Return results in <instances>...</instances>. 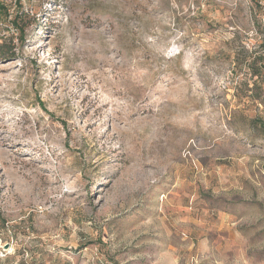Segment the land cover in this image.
Wrapping results in <instances>:
<instances>
[{
    "label": "rangeland",
    "instance_id": "374dc122",
    "mask_svg": "<svg viewBox=\"0 0 264 264\" xmlns=\"http://www.w3.org/2000/svg\"><path fill=\"white\" fill-rule=\"evenodd\" d=\"M21 3L0 0V264H264L258 0Z\"/></svg>",
    "mask_w": 264,
    "mask_h": 264
},
{
    "label": "trees",
    "instance_id": "16d2710c",
    "mask_svg": "<svg viewBox=\"0 0 264 264\" xmlns=\"http://www.w3.org/2000/svg\"><path fill=\"white\" fill-rule=\"evenodd\" d=\"M258 2H259V0H258ZM15 3H16V5H19L20 7L22 6L21 0H15ZM259 6H260V4H259ZM260 14H261V6H260ZM16 17H17V13L14 15V18L11 20V22L13 24L15 23V21H17V20H15ZM17 24H18V22H16V25ZM2 45H3V43H0V54H7V55H11V56L14 55V48H15V46L13 44L10 46V48L8 50H3L2 49ZM263 59H264V57H262V59L260 60L261 61V64H260V66L258 68L259 71H264V60Z\"/></svg>",
    "mask_w": 264,
    "mask_h": 264
},
{
    "label": "built area",
    "instance_id": "2783aa9c",
    "mask_svg": "<svg viewBox=\"0 0 264 264\" xmlns=\"http://www.w3.org/2000/svg\"><path fill=\"white\" fill-rule=\"evenodd\" d=\"M260 6H261V14L259 18V22L261 25L264 26V0H259ZM1 254V252H0Z\"/></svg>",
    "mask_w": 264,
    "mask_h": 264
}]
</instances>
